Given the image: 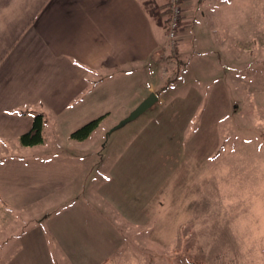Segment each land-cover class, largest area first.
Masks as SVG:
<instances>
[{"label":"rangeland","instance_id":"obj_1","mask_svg":"<svg viewBox=\"0 0 264 264\" xmlns=\"http://www.w3.org/2000/svg\"><path fill=\"white\" fill-rule=\"evenodd\" d=\"M207 19L186 54L166 40L149 69L84 70L67 104L43 106L41 144L0 141V161L80 160L84 173L69 194L84 184L80 195L112 225L110 248L90 250L95 261L264 264V0H224L220 22ZM151 91L162 102L110 132ZM39 112L31 108L32 122ZM95 120L84 137L72 136ZM69 194L24 209L0 200V264L73 263L74 249L59 248L47 230L44 246L24 242Z\"/></svg>","mask_w":264,"mask_h":264},{"label":"crops","instance_id":"obj_2","mask_svg":"<svg viewBox=\"0 0 264 264\" xmlns=\"http://www.w3.org/2000/svg\"><path fill=\"white\" fill-rule=\"evenodd\" d=\"M212 1L215 0H194L186 6L183 0L182 14L192 11L188 25L181 27L177 36L176 51L180 54L195 47L194 37L195 44L203 38L205 19L220 22L224 0H216L215 4ZM166 3L167 0H0L1 143L16 141L30 130L31 108L43 111L39 114L44 120L43 106L61 109L67 104L65 95L79 86L84 70L94 73L131 65L149 69L158 64L161 53L167 51ZM151 92H141L140 102ZM160 102L158 97L156 103ZM0 170L4 171L0 176V200L12 207L24 201L27 207L18 206L24 209L34 202L48 201L46 198L62 194L63 190L69 194L84 173V166L78 158L70 157L44 162L9 158L0 161ZM67 185L71 188H64ZM83 186L79 184L65 197V205L54 215H40L46 221L43 229L24 242L31 246L38 241L44 246L46 238L42 236L47 230L53 233L59 248L74 249L72 264H102L106 257L99 255L95 261L90 250L110 248L112 225L101 212L90 208L86 193L80 195ZM123 229L124 235L117 234V238L125 243L128 232L135 229Z\"/></svg>","mask_w":264,"mask_h":264},{"label":"built area","instance_id":"obj_3","mask_svg":"<svg viewBox=\"0 0 264 264\" xmlns=\"http://www.w3.org/2000/svg\"><path fill=\"white\" fill-rule=\"evenodd\" d=\"M182 2L183 0H167V19H166V40L168 45H175L177 35L180 31L182 21ZM169 45V46H170Z\"/></svg>","mask_w":264,"mask_h":264},{"label":"trees","instance_id":"obj_4","mask_svg":"<svg viewBox=\"0 0 264 264\" xmlns=\"http://www.w3.org/2000/svg\"><path fill=\"white\" fill-rule=\"evenodd\" d=\"M178 36V35H177ZM160 91V90H159ZM157 95L156 91H154ZM97 122L96 120L88 125H85L80 130L74 132L72 134L73 137H84L85 134L90 131V129L95 125ZM42 126H43V119L41 115H37L34 117L30 130L25 133L24 135L19 137V142L23 146H34L36 144H41L42 140Z\"/></svg>","mask_w":264,"mask_h":264},{"label":"water","instance_id":"obj_5","mask_svg":"<svg viewBox=\"0 0 264 264\" xmlns=\"http://www.w3.org/2000/svg\"><path fill=\"white\" fill-rule=\"evenodd\" d=\"M158 100L157 95L154 92H151L130 114L129 116L121 121L115 128H113L110 132L119 128L125 123L131 122L135 120L138 116H140L143 112L152 107ZM109 132V133H110Z\"/></svg>","mask_w":264,"mask_h":264}]
</instances>
